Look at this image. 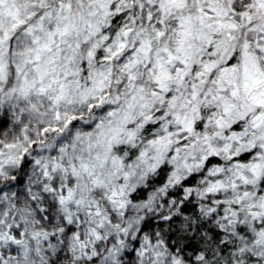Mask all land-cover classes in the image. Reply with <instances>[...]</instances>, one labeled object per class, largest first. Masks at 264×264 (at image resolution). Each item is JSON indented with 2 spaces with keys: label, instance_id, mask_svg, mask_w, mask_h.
<instances>
[{
  "label": "snow or ice",
  "instance_id": "6c2138e0",
  "mask_svg": "<svg viewBox=\"0 0 264 264\" xmlns=\"http://www.w3.org/2000/svg\"><path fill=\"white\" fill-rule=\"evenodd\" d=\"M0 264H264V0H0Z\"/></svg>",
  "mask_w": 264,
  "mask_h": 264
}]
</instances>
